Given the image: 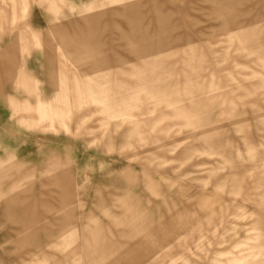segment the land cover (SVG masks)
Returning a JSON list of instances; mask_svg holds the SVG:
<instances>
[{
	"label": "rangeland",
	"instance_id": "obj_1",
	"mask_svg": "<svg viewBox=\"0 0 264 264\" xmlns=\"http://www.w3.org/2000/svg\"><path fill=\"white\" fill-rule=\"evenodd\" d=\"M69 38L90 41L85 63L58 50ZM61 76L72 109L47 128L34 108ZM85 78L103 93L78 108L72 85ZM115 103L134 107L144 141L94 112ZM63 191L66 240L52 222ZM124 202L150 232L189 213L152 264H264V0L0 2V264H70L87 225L126 242L114 225Z\"/></svg>",
	"mask_w": 264,
	"mask_h": 264
},
{
	"label": "crops",
	"instance_id": "obj_2",
	"mask_svg": "<svg viewBox=\"0 0 264 264\" xmlns=\"http://www.w3.org/2000/svg\"><path fill=\"white\" fill-rule=\"evenodd\" d=\"M4 0H0V2H3ZM91 8L88 9L90 11ZM87 40H72L71 38L68 39L67 42H64L62 44L63 49L58 48L59 51H62L66 53L68 56H79V61L85 63V48L88 47ZM97 79V78H96ZM85 81L83 82V85L79 81L75 79L73 81V93L75 96V104L79 107L82 105H87V95H94V96H100L102 95V87L99 86L98 89H95V91L87 92V83ZM68 84L64 80V78L61 76L59 77V81L57 83V94L53 98V100L49 103L44 102H38L34 108V111L36 112L37 117L35 120L37 121V124H41L43 122L47 123V128H53V124L55 121H57L59 124L64 125L63 121L65 118L69 116V112L71 111V107L68 105L69 103V97H68ZM103 105H95L96 110L95 113H103L108 112L107 115L108 119H118L122 122L129 123L131 128V133L133 135H136L139 139V141H144V134L143 131H141V126L143 125V122L138 120V118L135 117L134 114H128L129 112H133L135 109L130 104H122L119 105L117 103L111 104L107 106L106 109H103ZM162 106L160 104H153L150 105L151 109H148L149 112L153 111L155 107ZM16 108V107H15ZM24 110H30V107L27 105L23 106ZM134 109V110H133ZM137 111L139 109H136ZM126 112V115H119L120 112ZM165 115H161L158 119L150 123V131H154L157 126L159 125V122L165 119ZM83 121L85 120V117L82 118ZM150 132L149 134H151ZM159 134L167 136L169 134V131L166 129H160ZM157 140V139H155ZM160 146H157V148ZM50 184L53 185H64L66 184V181L62 176L56 175L50 180ZM62 188L65 190V188ZM16 188V185L14 184L11 190H14ZM152 189V187H151ZM64 192V191H63ZM60 194V201L62 202L61 206H63L62 209V215L60 219L53 220L54 226L58 228L61 232V237L63 240L66 238L71 237L69 235L71 230L65 229L67 225L72 221V216L70 213V210L67 211L64 208L69 204V195L64 192ZM21 201L26 203L29 198L24 197L20 195L19 197ZM24 203V204H25ZM206 201L203 200L198 204V209L200 211L205 210ZM122 207V214L115 218L114 225L116 227L123 226L124 229L118 231V235L122 238L127 239L126 242H118L113 241L111 238V233L106 230L102 229L99 226H84L87 234L83 236V245L81 246L82 250V257H78L75 253V250L69 253V261L67 263L70 264H152L153 262L159 261L163 257V254L167 252L170 245V239H176V234L181 230L183 227V222H186L188 212H183L180 214H177L173 221L168 223L165 226H160L156 231L150 232L148 229V226L140 225L138 221H136L137 214L134 213V206L132 203L124 202L121 204ZM29 212V211H28ZM34 216V214H32ZM193 215V216H192ZM196 213L191 214V218L196 217ZM39 216V214H38ZM34 218V217H33ZM29 219L26 221V224L32 225L35 223V219ZM95 223V222H93ZM48 224V223H47ZM42 231V232H52L50 229L46 228L45 226L40 227L39 229L35 230V233ZM145 234V235H144ZM69 237H68V236ZM143 235V237H142ZM31 237L26 236L23 237V241L29 240ZM137 239V242L130 243L132 241H135ZM69 240V239H68ZM70 245H67L68 247ZM65 247V248H66ZM230 252H220L218 253V257L221 258L228 255ZM229 256V255H228ZM169 264H173L171 261ZM212 264H230L229 259L227 261H221L218 258H214L212 260Z\"/></svg>",
	"mask_w": 264,
	"mask_h": 264
}]
</instances>
